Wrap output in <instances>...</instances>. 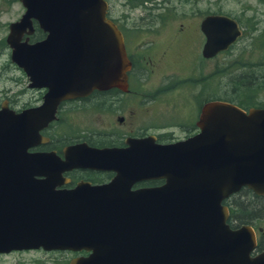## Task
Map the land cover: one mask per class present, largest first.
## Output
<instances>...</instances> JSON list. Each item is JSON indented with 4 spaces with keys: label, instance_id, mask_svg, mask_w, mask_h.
<instances>
[{
    "label": "water",
    "instance_id": "95a60500",
    "mask_svg": "<svg viewBox=\"0 0 264 264\" xmlns=\"http://www.w3.org/2000/svg\"><path fill=\"white\" fill-rule=\"evenodd\" d=\"M19 1L23 14L6 36L10 59L29 86L47 91L35 108L0 112V252L92 250L78 264H264V251L249 256L251 228L230 230L221 204L242 187L264 195V109L208 101L199 112L198 132L142 151L143 178L164 179L144 191L143 208L104 199V187L55 190L46 178H36L44 158L26 147L54 117L57 102L92 90L125 89L129 65L118 30L105 19V0ZM30 18L46 36L20 43ZM206 21L232 26L224 17Z\"/></svg>",
    "mask_w": 264,
    "mask_h": 264
},
{
    "label": "flooded vegetation",
    "instance_id": "af4514ba",
    "mask_svg": "<svg viewBox=\"0 0 264 264\" xmlns=\"http://www.w3.org/2000/svg\"><path fill=\"white\" fill-rule=\"evenodd\" d=\"M105 4V19L118 30L129 65L126 88L92 90L59 100L54 117L37 131L26 152L44 158L42 174L36 178H46L55 190L104 187V199L143 208L144 191L160 187L164 179L143 178L142 151L198 132L199 112L208 101H225L244 111L264 109V0H105ZM23 11L22 6L0 36V112L35 108L47 91L29 86L28 76L10 59L8 26ZM208 17L227 18L232 26L206 21ZM28 26L20 43L45 38L37 20L30 18ZM95 150L104 153L95 155ZM239 203L249 210L241 213ZM221 204L230 230L251 228L255 244L249 256L263 252L264 228L256 223L264 221V195L242 187ZM91 251L11 249L0 252V264H78Z\"/></svg>",
    "mask_w": 264,
    "mask_h": 264
},
{
    "label": "rangeland",
    "instance_id": "374dc122",
    "mask_svg": "<svg viewBox=\"0 0 264 264\" xmlns=\"http://www.w3.org/2000/svg\"><path fill=\"white\" fill-rule=\"evenodd\" d=\"M22 12V6L18 0H0V36L5 35V25L8 21H11L17 17L19 13ZM193 104L191 101H189ZM152 122V120H151ZM251 200L253 199L251 194L249 193ZM257 225L264 228V221H258Z\"/></svg>",
    "mask_w": 264,
    "mask_h": 264
},
{
    "label": "trees",
    "instance_id": "16d2710c",
    "mask_svg": "<svg viewBox=\"0 0 264 264\" xmlns=\"http://www.w3.org/2000/svg\"><path fill=\"white\" fill-rule=\"evenodd\" d=\"M238 210L241 212V213H244V212H247L249 209H248V206L246 204H243V203H239V205L237 206Z\"/></svg>",
    "mask_w": 264,
    "mask_h": 264
}]
</instances>
